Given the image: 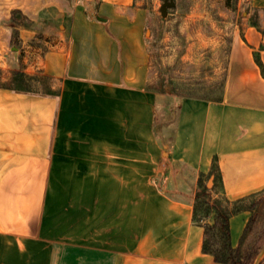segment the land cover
Segmentation results:
<instances>
[{"label":"crops","instance_id":"1","mask_svg":"<svg viewBox=\"0 0 264 264\" xmlns=\"http://www.w3.org/2000/svg\"><path fill=\"white\" fill-rule=\"evenodd\" d=\"M90 1L0 0V69L59 79L57 96L0 87V264H220L193 196L214 158L228 200L264 189V0H241L222 99H178L164 144L134 0L91 2L96 18Z\"/></svg>","mask_w":264,"mask_h":264},{"label":"rangeland","instance_id":"2","mask_svg":"<svg viewBox=\"0 0 264 264\" xmlns=\"http://www.w3.org/2000/svg\"><path fill=\"white\" fill-rule=\"evenodd\" d=\"M95 1L86 7L88 17L101 16L93 9L95 4L91 2ZM165 2L169 0H134L132 6L120 12L121 17L139 19L138 35L148 56L146 86L165 92L156 94L154 118L155 133L163 144L171 137L180 99L170 95L172 87L185 94L194 86L192 79L207 72L209 66L219 72L218 57L230 43L246 9L241 0H172L163 12ZM13 18L24 21L21 15ZM14 46L19 44L15 42ZM183 176L185 170L180 171L178 181L172 180V188L167 183L162 187L176 191ZM256 211V221L243 242L244 254L256 252L252 261L264 245V202Z\"/></svg>","mask_w":264,"mask_h":264},{"label":"trees","instance_id":"3","mask_svg":"<svg viewBox=\"0 0 264 264\" xmlns=\"http://www.w3.org/2000/svg\"><path fill=\"white\" fill-rule=\"evenodd\" d=\"M174 1V0H173ZM15 14V10L12 11ZM230 43L221 51L218 57L220 61L219 72L209 66L207 72L201 73L198 78L192 79L194 86L187 93L183 94L178 88L172 87L170 95L180 98L191 97L207 101H220L222 99L227 60ZM254 60L259 67L262 77H264V67L258 56L254 52ZM223 56V57H222ZM0 69V87L16 92H24L41 96H57L59 93V79L48 75L37 73L28 77L20 69H11L5 72ZM147 87V86H146ZM155 94L165 93L163 89L154 90ZM212 176V185L207 187L206 182ZM220 180L215 158L212 160L209 171L199 173L197 179V189L193 196L192 221L203 227L202 251L210 254L214 261L220 264H249L256 252L243 253V242L247 233L251 230L256 221L257 209L264 202V189L252 193L237 200H228L218 189ZM250 211V217L242 231L237 246L232 247L229 237V219L232 215L241 211ZM212 217V222L208 218ZM259 264H264V258Z\"/></svg>","mask_w":264,"mask_h":264},{"label":"water","instance_id":"4","mask_svg":"<svg viewBox=\"0 0 264 264\" xmlns=\"http://www.w3.org/2000/svg\"><path fill=\"white\" fill-rule=\"evenodd\" d=\"M168 4H173L172 0H169V2H165L163 6V12H164V7ZM100 20L102 18L99 17ZM212 183V177H210L206 183L207 187H210ZM264 258V245L260 248V250L257 252L256 256L254 257L253 261L251 264H259L261 260Z\"/></svg>","mask_w":264,"mask_h":264}]
</instances>
